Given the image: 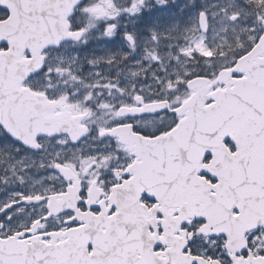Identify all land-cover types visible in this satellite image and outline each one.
Here are the masks:
<instances>
[{
	"label": "snow or ice",
	"instance_id": "obj_1",
	"mask_svg": "<svg viewBox=\"0 0 264 264\" xmlns=\"http://www.w3.org/2000/svg\"><path fill=\"white\" fill-rule=\"evenodd\" d=\"M0 264H264V0H0Z\"/></svg>",
	"mask_w": 264,
	"mask_h": 264
}]
</instances>
